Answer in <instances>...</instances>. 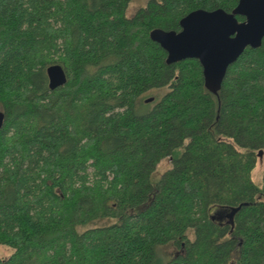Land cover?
Returning a JSON list of instances; mask_svg holds the SVG:
<instances>
[{"label": "trees", "instance_id": "1", "mask_svg": "<svg viewBox=\"0 0 264 264\" xmlns=\"http://www.w3.org/2000/svg\"><path fill=\"white\" fill-rule=\"evenodd\" d=\"M131 1L0 0V264H264V39L212 92L149 33L238 0Z\"/></svg>", "mask_w": 264, "mask_h": 264}, {"label": "water", "instance_id": "2", "mask_svg": "<svg viewBox=\"0 0 264 264\" xmlns=\"http://www.w3.org/2000/svg\"><path fill=\"white\" fill-rule=\"evenodd\" d=\"M237 16L243 17L238 20ZM180 29L154 28L149 37L165 52V62L172 64L194 58L202 67L204 85L212 92L220 89L228 67L246 48H258L264 39V0H238L230 12L217 8H198L179 21ZM48 88L63 86L66 73L60 64H50L45 69ZM152 97L145 102L152 101ZM5 119L0 110V129ZM263 152L259 151L258 156Z\"/></svg>", "mask_w": 264, "mask_h": 264}, {"label": "rangeland", "instance_id": "3", "mask_svg": "<svg viewBox=\"0 0 264 264\" xmlns=\"http://www.w3.org/2000/svg\"><path fill=\"white\" fill-rule=\"evenodd\" d=\"M148 0H132L129 5L128 8L126 10V15L127 16H132L135 11L141 7L144 6L146 4ZM171 165L170 161L167 159L162 160L156 167L155 169V176H159L165 169L169 168ZM264 167V153L262 154V156H260L258 158L257 161V165L253 170V180L258 183L260 185V180H261V175H262V170ZM108 223H110V221L108 219H103V220H98L95 223H92L87 227H92V226H103V225H107ZM190 237L191 234H190ZM13 252V250L7 246L4 245H0V256L3 258L8 257L11 253ZM159 252L161 254V257L163 259H168L169 257L173 256L175 253H177V250L175 248H173L172 246H163L159 249ZM232 264V263H230Z\"/></svg>", "mask_w": 264, "mask_h": 264}]
</instances>
